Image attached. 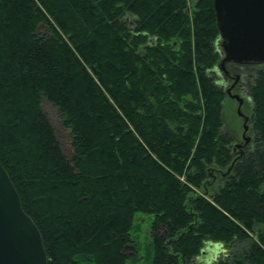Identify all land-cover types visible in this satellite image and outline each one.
Listing matches in <instances>:
<instances>
[{"label": "trees", "instance_id": "16d2710c", "mask_svg": "<svg viewBox=\"0 0 264 264\" xmlns=\"http://www.w3.org/2000/svg\"><path fill=\"white\" fill-rule=\"evenodd\" d=\"M218 43L212 0H0V162L48 264H124L139 214L152 264H192L210 244L231 249L219 264H264V64L239 65V149L220 133ZM211 170L225 176L205 196Z\"/></svg>", "mask_w": 264, "mask_h": 264}, {"label": "water", "instance_id": "95a60500", "mask_svg": "<svg viewBox=\"0 0 264 264\" xmlns=\"http://www.w3.org/2000/svg\"><path fill=\"white\" fill-rule=\"evenodd\" d=\"M215 24L219 35L221 60L226 65L264 64V0H212ZM238 102L241 114L242 100ZM0 264H48L42 235L24 211L20 196L0 162Z\"/></svg>", "mask_w": 264, "mask_h": 264}, {"label": "rangeland", "instance_id": "374dc122", "mask_svg": "<svg viewBox=\"0 0 264 264\" xmlns=\"http://www.w3.org/2000/svg\"><path fill=\"white\" fill-rule=\"evenodd\" d=\"M218 64H216L218 73H220L218 76L224 75L223 71L219 69ZM227 69L233 77L235 75H240L241 77L242 85L239 93H242L241 97L244 98V106L241 112L251 118L252 104L247 97L249 96V92L245 87V80H243L244 69L233 65L227 66ZM42 109L49 117L64 152L66 155L71 156L73 151L71 148L70 131L63 126L59 110L45 100L42 101ZM222 125L221 134L230 136L233 139L242 140L244 126L237 112V102L234 99H230L226 94L222 103ZM248 125L251 126V123H248ZM246 136L252 137L251 130ZM210 176L211 179L209 180L211 183L206 189V194H203L205 196H211L209 194L217 192L223 184L221 177L223 178L225 175H220V172L211 170ZM197 192L202 194L204 191L203 189H199ZM152 221L153 218L148 215L139 214L135 218L134 224L128 232V238L123 245L124 264H152L154 256L153 239L156 236V231L152 227ZM215 247L216 245L211 244L207 245V247L205 246L206 250L204 249V253H201L199 257H195L192 260V264H219L221 261H225L230 255L231 249L223 245H221L220 250ZM213 248H215L214 252ZM214 255H216V258H214ZM77 259H79L80 264H98L94 261H86L83 257H77Z\"/></svg>", "mask_w": 264, "mask_h": 264}, {"label": "flooded vegetation", "instance_id": "af4514ba", "mask_svg": "<svg viewBox=\"0 0 264 264\" xmlns=\"http://www.w3.org/2000/svg\"><path fill=\"white\" fill-rule=\"evenodd\" d=\"M229 65H233V66L239 67V65H235V64L226 65L227 73L223 72L224 75L219 76V79L221 81V83H219V86L221 88H223V90L225 91V94L227 96H228V90H230V93H231L232 96L237 95L242 100V103H241V106H240V112H241V109L244 106V98L241 97L242 93H239V91L241 90V85H242L241 77H240V75H235L234 77L232 75H230V73L228 72V69H227V66H229ZM237 110H238V102H237ZM241 114L247 119V121H246L247 125H245L246 126V131L245 132H244V129H243V135H242V138H241L242 140L234 138L235 147H237L239 149L241 147H243V146H246L249 143V141H250V137L246 136L248 134V132H249L248 123L250 122V117L245 115L242 112H241ZM240 118L244 122V118H242V117H240Z\"/></svg>", "mask_w": 264, "mask_h": 264}, {"label": "bare ground", "instance_id": "6f19581e", "mask_svg": "<svg viewBox=\"0 0 264 264\" xmlns=\"http://www.w3.org/2000/svg\"><path fill=\"white\" fill-rule=\"evenodd\" d=\"M131 258H134V257H131Z\"/></svg>", "mask_w": 264, "mask_h": 264}]
</instances>
